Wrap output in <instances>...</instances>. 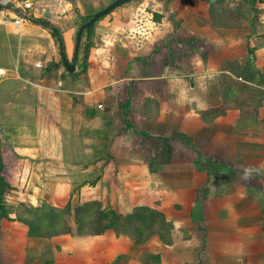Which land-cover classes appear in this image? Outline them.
Segmentation results:
<instances>
[{"label":"crops","instance_id":"1","mask_svg":"<svg viewBox=\"0 0 264 264\" xmlns=\"http://www.w3.org/2000/svg\"><path fill=\"white\" fill-rule=\"evenodd\" d=\"M110 1L0 0L77 64L0 9V264H264V0L128 1L74 59L81 18ZM90 201L167 227L80 233ZM43 204L65 221L52 235L22 220Z\"/></svg>","mask_w":264,"mask_h":264},{"label":"trees","instance_id":"2","mask_svg":"<svg viewBox=\"0 0 264 264\" xmlns=\"http://www.w3.org/2000/svg\"><path fill=\"white\" fill-rule=\"evenodd\" d=\"M253 1L254 0H251V2ZM90 15L91 13L82 17V22ZM93 25L94 24H92L90 28V33ZM91 45L92 40L90 39L88 46ZM83 47L85 49V45ZM59 63L63 64L61 60ZM1 167L2 164L0 162V169ZM6 188L7 183L0 174V220L6 213L3 201V194ZM26 211L29 216L27 218H22V220L30 226V233L52 235L51 233L56 231L55 228H64L65 226L62 211L52 205L43 204L39 207L31 205L27 206ZM158 221L160 226H157L159 227L156 226ZM75 222L77 224V231L80 233L91 232L99 234L107 229H114L118 234L122 233L132 236L135 242L145 240L155 231L156 227L161 230L167 227L164 215L156 209L139 206L134 208L133 211L124 214L117 211L112 206L99 208L98 204L94 201L86 202L76 208ZM43 229H46L47 233H44L42 231ZM124 256L125 255H119L114 263H119ZM156 257L157 256H154V258Z\"/></svg>","mask_w":264,"mask_h":264},{"label":"water","instance_id":"3","mask_svg":"<svg viewBox=\"0 0 264 264\" xmlns=\"http://www.w3.org/2000/svg\"><path fill=\"white\" fill-rule=\"evenodd\" d=\"M128 1H130V0H112L107 5H105L103 8H101L100 10L92 13L84 22H82L80 24L78 31H77V35H76L74 59L77 57L83 33L85 32V35H86L85 41H86V45H87L86 46V50H87L88 44H89L88 42H89V38H90V28H91L92 24H94L98 19L105 16L109 12L113 11L117 6H119L123 3H126ZM0 9L11 10L27 21H31V22L36 23V24H41L44 27L50 29V31L56 37L62 63L64 64V66L66 67V69L70 73L76 72L77 64L75 63V61L70 62L68 60L67 55H66V51H65V47H64V43H63V39H62V35H61L60 31L58 30V28H56L54 25H52L51 23H49L47 21L40 20L38 18H34L30 15H27L26 13L21 11L19 8L15 7L11 4H8V3H0Z\"/></svg>","mask_w":264,"mask_h":264},{"label":"built area","instance_id":"4","mask_svg":"<svg viewBox=\"0 0 264 264\" xmlns=\"http://www.w3.org/2000/svg\"><path fill=\"white\" fill-rule=\"evenodd\" d=\"M22 7H23V9H29V8L32 7V3L29 2V1H25L23 3V6ZM4 21L11 22V23H13L16 26H19L21 24V22L23 21V18L20 17L19 15H17L16 13H14L13 15H12V13H8L4 17Z\"/></svg>","mask_w":264,"mask_h":264},{"label":"rangeland","instance_id":"5","mask_svg":"<svg viewBox=\"0 0 264 264\" xmlns=\"http://www.w3.org/2000/svg\"><path fill=\"white\" fill-rule=\"evenodd\" d=\"M130 1H132V0H130ZM85 33V32H84ZM82 39H83V37H82ZM83 41V40H82ZM23 206H21V210L23 211V210H25L27 207L25 206L24 207V209L22 208ZM118 211V210H117ZM29 215V214H28ZM44 233H47V231H46V229H43L42 230Z\"/></svg>","mask_w":264,"mask_h":264}]
</instances>
